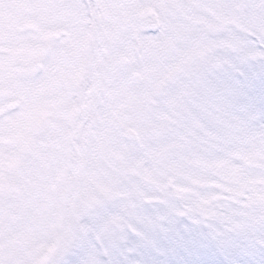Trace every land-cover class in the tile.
I'll use <instances>...</instances> for the list:
<instances>
[{"label": "snow or ice", "instance_id": "snow-or-ice-1", "mask_svg": "<svg viewBox=\"0 0 264 264\" xmlns=\"http://www.w3.org/2000/svg\"><path fill=\"white\" fill-rule=\"evenodd\" d=\"M0 264H264V0H0Z\"/></svg>", "mask_w": 264, "mask_h": 264}]
</instances>
